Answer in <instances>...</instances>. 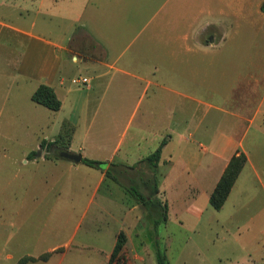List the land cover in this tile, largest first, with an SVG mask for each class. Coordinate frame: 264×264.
<instances>
[{
	"label": "crops",
	"instance_id": "1",
	"mask_svg": "<svg viewBox=\"0 0 264 264\" xmlns=\"http://www.w3.org/2000/svg\"><path fill=\"white\" fill-rule=\"evenodd\" d=\"M0 6L32 13V32L7 26L37 45L34 67L26 69L25 62L21 73L36 80L34 90L40 84L52 87L61 101L53 112L65 113L55 125L58 139L38 141L22 163L82 174L57 182L56 192L85 203L76 216L82 220L91 213L90 228L101 229V219L116 222L118 232L125 233L129 226L143 232L146 224L131 216L136 204L126 205L123 190L103 171L65 159L60 151L132 165L164 138L159 193L167 203V220L162 225L170 222L176 201L181 227V218L187 217L195 218L193 228L202 220L208 226L235 206L245 214L248 206H255L248 217L264 224V48L249 44L254 38L249 28L256 31L264 22V0H0ZM71 62H80L88 72L82 76L87 83L75 84L79 92L73 97L67 84H74ZM64 124L71 127L67 134ZM56 139L48 149L40 146L42 140ZM239 152L246 162L216 210L209 195ZM68 187L70 192L63 193ZM0 216V264H63L64 254L25 262V256L40 254L11 253L9 215ZM115 241L109 252L95 248L104 255V264ZM18 244L23 249V242ZM84 244L77 248L91 247ZM250 259L232 264H255Z\"/></svg>",
	"mask_w": 264,
	"mask_h": 264
},
{
	"label": "rangeland",
	"instance_id": "2",
	"mask_svg": "<svg viewBox=\"0 0 264 264\" xmlns=\"http://www.w3.org/2000/svg\"><path fill=\"white\" fill-rule=\"evenodd\" d=\"M32 21V13H20L18 10L0 6V214L7 212L9 215V251L15 255L40 254L37 258L48 255L45 260L39 258L37 261H46L56 253L57 257L64 254L63 264H104V255L95 248L109 252L114 238L122 230L118 232L117 223L109 219L98 222L101 227L99 230L94 226L90 228L91 213L82 220L76 216L80 214V207L85 203H73L64 195L58 197L56 192L57 182L60 180L83 175L73 172L64 175L49 164L35 167L31 163H22L24 153L35 148L41 139H58L55 125L65 114H56L36 105L30 99L37 82L35 79L24 78L21 71H24L25 62L26 69L34 67L33 52L37 50L34 47L36 43L30 38L18 37L7 26L21 27L32 32ZM249 36L254 37L249 43L253 49L256 46L259 49L264 48V22L259 23V27L257 25L256 31L250 27ZM23 55L27 58L22 62ZM71 65L70 74L74 79L82 78L88 73L81 67L80 62H71ZM67 84L70 91H74L70 93V97L75 96L79 92L78 86L69 81ZM79 124L78 135L83 123L80 121ZM70 129V125L64 124L63 133H69ZM78 135L74 138L76 142ZM43 150L50 154L46 148ZM70 190L68 187L63 193H69ZM158 196L167 206L159 192ZM126 199L125 197V201ZM128 202L130 207L134 206L132 198ZM176 202L170 222L159 225L156 228L157 234L152 229L147 212L138 205L132 207L134 210L131 216L140 219V223L146 224V227L143 232L141 229L133 231L130 226L126 227V233L123 231L126 243L122 254L130 264H156L153 238L159 239L167 264H232L234 261L246 262L250 259L248 254L255 264H263V219L248 217L255 212V206H248L247 214L235 206L227 216L214 217L217 221L209 222L208 226L202 220L199 228H193L195 218H181L183 227L179 226L180 201ZM240 203L244 204V201ZM239 213H242L241 217ZM1 232L2 229L0 234ZM71 235L72 242L48 251L55 245H63ZM19 242H23V249ZM82 243L91 247L77 248Z\"/></svg>",
	"mask_w": 264,
	"mask_h": 264
},
{
	"label": "trees",
	"instance_id": "3",
	"mask_svg": "<svg viewBox=\"0 0 264 264\" xmlns=\"http://www.w3.org/2000/svg\"><path fill=\"white\" fill-rule=\"evenodd\" d=\"M30 99L52 111L59 110L61 106V101L56 96L53 88L46 84L38 85L31 94ZM58 142L57 139L53 142L42 140L40 146L48 149L50 144H57ZM165 143L166 139L164 138L155 150L132 165L119 161H99L86 157L81 160L83 164L103 171L105 177L115 182L127 198V201L124 202L126 205L130 206L128 200L132 198L134 204L147 212L155 233L156 228L167 220V206L158 196L159 184L163 174L159 161L162 146ZM35 153V151H32L30 155H35ZM47 156L50 157V154ZM245 162L246 156L243 152L236 153L230 158L223 174L209 195V204L212 208L218 210L222 207ZM125 243L126 236L121 231L116 237L107 264H130L122 254ZM153 244L156 264H167L166 254L159 239L153 238ZM47 256H40L39 258L45 260ZM39 258L27 256L22 261L26 262Z\"/></svg>",
	"mask_w": 264,
	"mask_h": 264
},
{
	"label": "water",
	"instance_id": "4",
	"mask_svg": "<svg viewBox=\"0 0 264 264\" xmlns=\"http://www.w3.org/2000/svg\"><path fill=\"white\" fill-rule=\"evenodd\" d=\"M59 155L61 157H64L65 159H68L72 162L79 163L82 160V156L79 153L70 152L68 150H62L60 151Z\"/></svg>",
	"mask_w": 264,
	"mask_h": 264
},
{
	"label": "built area",
	"instance_id": "5",
	"mask_svg": "<svg viewBox=\"0 0 264 264\" xmlns=\"http://www.w3.org/2000/svg\"><path fill=\"white\" fill-rule=\"evenodd\" d=\"M72 82L74 84H85L87 83V78L86 77L76 78V79H73Z\"/></svg>",
	"mask_w": 264,
	"mask_h": 264
}]
</instances>
